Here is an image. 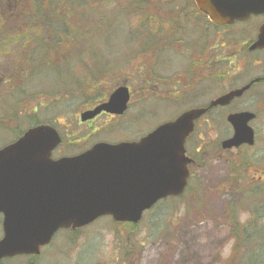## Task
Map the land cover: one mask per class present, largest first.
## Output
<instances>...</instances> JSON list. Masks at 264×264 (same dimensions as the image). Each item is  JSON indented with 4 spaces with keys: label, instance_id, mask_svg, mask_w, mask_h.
I'll use <instances>...</instances> for the list:
<instances>
[{
    "label": "rangeland",
    "instance_id": "obj_1",
    "mask_svg": "<svg viewBox=\"0 0 264 264\" xmlns=\"http://www.w3.org/2000/svg\"><path fill=\"white\" fill-rule=\"evenodd\" d=\"M0 1H3L6 13L12 7H16L13 16L6 15L5 19L0 18V75L3 82H10L7 91L4 90L0 95V148L15 141L16 137L14 136L18 132L21 134L20 132L31 128L34 122H51L66 140L65 145L59 149L60 153L56 155V158L65 154L71 156L89 149L97 142L137 141L158 125L174 120L187 110L204 106V103H196L195 100L187 96L179 99L176 103L170 102L173 99H168L170 101L160 99V97L155 99L156 94L162 95L165 91L160 84L157 89H153V100L148 102L151 94L147 91V87L142 83H136L135 86L130 87L134 98L130 112L126 116L119 120L103 117L92 127L82 125L80 122L82 113L92 110L96 104L106 101L120 82L124 81L129 84L127 74L134 69H139L138 64L145 57L139 47L143 48L144 43L135 39L133 41L132 37L134 36L130 31L131 24L134 25L137 22V19L133 17L140 15L134 13L130 2L126 3L125 0H105L102 5L99 3L100 0H86L89 5L84 0H79L83 1L85 6H89L92 11L95 10L94 14H87V24L99 20L103 23L107 22L108 33L101 30L99 36H92L93 33L84 35L78 32L74 42H71L72 47L67 50L61 48L60 38L64 35L59 31L60 26L55 24L58 30L57 34H53L50 30L53 25L51 27L48 25L50 21L46 19V15L51 18L55 16L54 12L43 14V18H39L36 22L37 6L33 8L36 2L27 0ZM173 1L176 2V0ZM173 1L171 6L174 5ZM186 2L187 0L176 2L181 4L180 11L185 14L187 12L185 11ZM94 6L96 7L94 8ZM65 7L66 4L59 7L56 13L60 12L61 15ZM102 10H104L107 19L99 17ZM98 12L100 15L97 14ZM6 19L13 23L8 24ZM261 22L262 20L256 22L253 27L248 25L231 28L233 39L238 41L237 44H233L231 51L235 52L238 45L251 39L255 35L254 26ZM76 23H80L76 26V29H80L83 24L80 22V18L76 19ZM24 24H27L28 28L32 25L36 28L39 27L38 30L36 29L38 31L36 37H41V32L43 36L34 44L27 43L33 46V50L23 48V51H18L21 42L18 38L15 39V33L22 32ZM9 27L12 28L11 32ZM87 29L84 30V33L88 32ZM188 31L190 34L184 37V43L194 41L193 31L191 29ZM91 37L93 39H90ZM57 38L59 42L55 41ZM220 42L221 39L218 36L217 46ZM41 45L42 48L46 46L42 53H40ZM193 47L196 45L193 44ZM193 47L184 46L185 52L190 53ZM226 53L230 52L226 51ZM31 54H36L34 61L29 59ZM246 57L247 66L239 64L240 59L235 62L236 56L230 62L233 63L227 66V71L230 72L236 65H240L242 71L245 72L240 77L242 78L241 82L247 81L248 77L256 72L264 71L262 67L257 68L259 62L255 61V59H259L260 65H263V55H246ZM134 62L136 63L134 64ZM35 65L38 67V71L32 70ZM152 68L154 70L149 74L153 78L156 76L157 79L160 74L166 75L176 71L166 70L163 72L159 67ZM147 74L145 72L146 76ZM187 74V71H183V75ZM229 74H232L231 77H233L232 72ZM71 79L73 81L69 85ZM139 79L136 77V82ZM3 82L0 84V89L1 87L3 89L2 84H5ZM63 82L66 83L63 85ZM156 83L158 82L156 81ZM67 84L69 85L68 89L65 86ZM75 85L78 88H75ZM235 88L238 87L233 89ZM260 90L264 89L260 88ZM187 92L191 93V90L186 89L185 93ZM227 92L229 91H225V93ZM259 92L262 93L260 96H264L263 91ZM66 96H70L71 99H67ZM144 96L148 97L144 98ZM37 104L41 106L39 109L35 107ZM260 104L261 112L256 106L252 108L260 113L259 118L252 125L260 139L255 149L243 150L239 153L233 150L223 154L219 150L221 147L218 148V146L229 136L226 123L227 115L220 113V115L203 117L201 126L196 130L198 134H195L188 142V150L193 152L195 158L196 156L201 158L197 159L199 167L191 168L189 190L183 198L179 201L169 200L166 205L149 213L138 227L128 228L127 230H131L132 235L124 231L123 226L113 223L110 219L97 222L95 226L84 230L77 237L69 236L70 234L62 235L57 239L53 248L46 253L48 258H44V261H49L50 264H78L79 261L84 264H112L114 256H120V259L130 256L132 260L140 256L144 264H152L162 255L168 258L169 264H172L170 263L172 258L175 264H217L219 260L233 256L234 241L231 238L232 232L229 224L224 218L225 209L230 202L238 205L242 198L232 189H228L226 185L230 181L234 183V180L242 182L240 175L237 176L238 171L234 172L239 168L236 161L239 155L241 159L251 160L253 168L249 171L251 176L256 175L258 178H264V110H262L264 104ZM241 105L242 103H237L235 107H241ZM34 110L37 112L33 113ZM15 111H17V115H12ZM198 139L201 141L197 142ZM204 141L207 145L206 151H200L201 153L196 155V150L199 147L203 150L202 143ZM258 161L259 164H257ZM230 170L232 172L229 175ZM228 176L230 179H227ZM250 185L253 184L241 186ZM243 211L246 213L248 209L245 208ZM243 216H241L243 221L249 220ZM66 252H68L67 256L64 255ZM76 257L81 258L78 261ZM232 260L233 258L230 259V264H233Z\"/></svg>",
    "mask_w": 264,
    "mask_h": 264
},
{
    "label": "water",
    "instance_id": "obj_2",
    "mask_svg": "<svg viewBox=\"0 0 264 264\" xmlns=\"http://www.w3.org/2000/svg\"><path fill=\"white\" fill-rule=\"evenodd\" d=\"M212 22L231 25L264 15V0H195ZM264 48V25L252 50ZM249 86L211 105H228ZM129 102L127 88L117 89L108 103L83 115L91 120L103 111L121 115ZM207 110H192L167 123L139 143L98 144L74 158L51 159L61 140L55 130L40 126L0 151V211L11 221L0 258L35 254L60 229L82 228L104 216L137 224L159 201L182 195L188 184L185 143L194 122ZM253 115H233L234 137L224 149L254 144L248 126Z\"/></svg>",
    "mask_w": 264,
    "mask_h": 264
},
{
    "label": "flooded vegetation",
    "instance_id": "obj_3",
    "mask_svg": "<svg viewBox=\"0 0 264 264\" xmlns=\"http://www.w3.org/2000/svg\"><path fill=\"white\" fill-rule=\"evenodd\" d=\"M172 1L131 0L132 11L140 15L139 17H133L134 19H137V22H135L133 25L134 31L131 32V35L134 36L132 37L133 41L134 39L137 41V34L140 35L139 42H143L144 47L139 48L142 50V54L145 57L143 61L138 64L139 69H134L132 72H129L127 74V76L129 77V84H126L123 81L115 86V90L119 88H127L130 94V103L128 106V110L124 115L126 116L130 112L131 104H133L132 99L134 98L130 87L132 85L135 86L136 83H142L147 87V91H149L151 94L148 102L153 100V89H157V86L160 84V86L164 87L165 91L162 95L156 94L155 99H157V97H160V99H173L171 101L178 102L179 99L187 96L195 100L196 103L202 102L204 104H208L203 108H207L211 103L233 91L249 86V89L245 91L241 97H235L228 105L213 107L203 115H220V113H222L223 115H255V119L250 122V126L254 131L255 145L253 147L242 145L236 151H238L239 153L243 150L251 151L255 149L254 147L259 143L260 139L257 131L252 125L259 118L258 115H260V113L258 111L261 112V108H259V106L261 105L260 103L264 104V96H260L262 95V93L259 92H264V90H260V88L264 89V75H262L264 74V71L256 72L255 74L249 76L247 81L242 80L243 82H241L242 78L240 77H242L245 72L242 71L240 65H236V67L230 72L227 71V66L228 64L233 63L230 62L235 58V56L236 58L234 61L238 62V60L240 59L239 64H245V66H247L246 55L264 56V49L251 50V47L257 42L260 28L264 25V16L251 17L246 22H236L231 26H220L212 23L206 15L201 13L194 0H187L185 4V11H187L186 14L180 11L181 4H177L180 3V0H176L177 3L173 1V8L171 6ZM5 14V5L3 1H0V16H4ZM260 20H262V22L257 26H254L255 35L246 43L238 45V48L235 52L231 51V47L233 46V44H237L238 41L236 39H233V33L230 32V29L248 25H252L253 27V24H255L256 22H260ZM189 29L193 31L192 37L194 38V41H186L184 43V37L189 36L188 34H190L188 31ZM218 36H220L221 42L217 46L216 40ZM193 44H195L196 47H193ZM184 46H191L193 47V49L190 53H187L185 52ZM226 51L230 53L228 54L226 53ZM245 51L246 53H244ZM255 61L259 62V66H257V68L262 67V69H264V64L260 65L261 61L259 59H255ZM153 62L155 63L153 64ZM135 63L136 62H134V64ZM152 67H159L163 72L166 70L176 71L166 75L160 74L158 75L159 79H157L156 76L153 78L152 75L149 74L150 71L152 72L154 70V68ZM143 71L148 73L147 76ZM183 71H187L188 74L183 75ZM231 72L233 73V77H231L232 74H229ZM136 77L140 78L137 82ZM156 81L158 83H156ZM2 82L3 81L1 80L0 75V84ZM4 82L5 84H2L3 89L2 87L0 89V95L4 90L7 91L8 85L10 84V82L8 81ZM74 87L78 88L77 85H75ZM234 87L238 88L233 89ZM224 88L227 90H225ZM71 89L73 88L71 87ZM186 89L191 90V93H185ZM114 91L108 96L106 101L96 104L94 108L108 102L110 96L114 93ZM225 91L229 92L225 93ZM214 93L219 96L217 97L216 95H214L217 98L214 97ZM210 95L211 97H209ZM145 97L148 96H144V98ZM207 97L209 98L206 99ZM66 98L71 99L70 96H66ZM237 103H242L241 107H235ZM48 105L50 104L48 103ZM254 106L258 108V111L252 110ZM35 107H38V104ZM12 115H17V111H15V113H13ZM103 117L113 120L121 119L119 116L101 113L94 120L81 124L89 125L90 127H92L97 121H100L99 119ZM201 120L202 119L196 122V130L201 126ZM66 129L69 128L66 127ZM228 129L229 136L227 139H230L234 133L233 128L230 125H228ZM197 134L198 131H196V135ZM198 141L200 142L201 140L198 139L197 142ZM223 142L224 141L219 144L218 148L221 147V149L219 150L223 154L232 152V150L223 149ZM202 146L203 150H201V147H199L196 150V155H199L201 152L206 151L207 145L205 141L204 143H202ZM190 155L194 156L193 152L190 151ZM200 158L201 157L196 156V168L199 167L197 165V159ZM236 161L239 168L235 169L234 172L239 171L242 168V165L247 167L245 174L243 171L238 172L240 173V175L242 173V175L240 176V180L242 181L241 183L264 184L263 177L258 178L256 175H250L249 171L253 169L251 167L252 165L250 159H241L239 155ZM257 164H259V161L257 162ZM231 172L232 171L230 170L229 175L231 174ZM227 179H230V177L228 176ZM4 223L5 216L3 213H0V242L5 239ZM69 232L71 231L69 230L58 232L49 245L40 249V253L38 255L8 254V256L0 258V264H50L49 261H44V258H48V256H46V253L53 248L55 242L60 236ZM134 248L136 247L134 246ZM67 253L68 252L64 253V255L67 256ZM80 258L81 257H76L78 261ZM120 258V256H114L112 258V264H144L140 256L135 257L133 260L130 256H124L123 259ZM170 263L175 264L173 258L170 259ZM78 264H84V262L79 261ZM152 264H169V260L168 258L160 255Z\"/></svg>",
    "mask_w": 264,
    "mask_h": 264
},
{
    "label": "trees",
    "instance_id": "obj_4",
    "mask_svg": "<svg viewBox=\"0 0 264 264\" xmlns=\"http://www.w3.org/2000/svg\"><path fill=\"white\" fill-rule=\"evenodd\" d=\"M27 1L36 2V5L33 6V8L37 6V12L35 14L36 22L38 21L39 18H43V14L45 13L49 14L51 12L52 13L54 12L55 16L50 18L46 15V19L50 21V23H48L49 27H51L52 25L54 27V28L53 27L50 28L53 34H57L56 32L58 30V27H56L55 24L57 26H60L59 31L64 35L63 37L60 38L61 48L63 49L68 50L70 47H72L71 42H74L75 40L74 38L77 36L78 32L84 35L93 33L92 36H99V32L101 30L108 33L107 22L103 23L99 20L98 22L93 21L87 24L88 22L86 19L87 14L88 13L94 14L93 11L95 12V10L92 11V9L89 6H85L83 1L82 2L79 0L78 1L76 0H46L48 2H45L44 0H27ZM84 1L88 4L86 0ZM100 1L99 3L101 5L105 2V0H100ZM125 1L126 3L130 2L129 4L131 5V0H125ZM65 4H66L65 10L61 13V15H60V12L56 13V10H58L59 7L64 6ZM95 7L96 6H94V8ZM15 10H16V7H12L11 10H9L4 16H0V18L5 19L6 15L8 17L13 16L14 14L13 12H15ZM97 14L100 15L99 12ZM99 17L101 18L105 17V19H107V17L105 16L104 10L101 11V15ZM77 18H80V22H83L80 29H76V26L80 24V23H76ZM6 21H8V24L13 23L9 19H6ZM88 25H90V27H88ZM102 25H105L107 27H103ZM38 28L34 27L33 25L29 26L28 28L27 24H24V29L22 32L15 33V31H13V33H15L16 35L15 39L18 38L19 42H21V46L18 48V51H23V48L24 49L28 48L30 50H33V46L27 43L30 42L34 44L39 38H40L39 40H41V37L43 36L42 32H41V37L39 38L36 37L38 33L37 31ZM86 28H88L87 29L88 32L84 33V30ZM9 29H10L9 31L11 32L12 28L9 27ZM133 31H134V28H133V25L131 24L130 32H133ZM90 39H93V38L91 37ZM139 40H140V35L137 34V41ZM55 41L59 42V39L57 38ZM23 42H24V45H23ZM44 48H46V46L43 48H42V45L40 46V49H41L40 53L44 52ZM73 49H76V48H73ZM35 55L36 54H31L29 59L31 61H34ZM28 63L33 64L30 62ZM33 69L37 71L39 70L36 65L32 67V70ZM102 69H104V67H102ZM68 77L70 76L68 75ZM39 106L40 105L38 104V107ZM41 123H44V122L42 121L34 122L32 125L36 126V125H40ZM48 123H51V122H48ZM241 167L242 168L238 172L243 171L245 174L247 167H245L244 165H242ZM238 175H240V173H238ZM232 182L233 181H230V183L227 182L228 185H226V187L238 193V196L242 198L238 205H236L233 202H230L227 204L226 209H225L224 218L229 224L228 226L230 227L231 232H232L231 238L234 241V245H233L234 250L232 252L233 256H230V258H227L224 260H219L217 264H230L229 261L231 258H233L231 262L233 264H264V186H261L263 184L257 183V184H253L247 187H243L241 185H243L244 183L238 182L237 180H234V183ZM164 205H166L165 202L157 205L154 210L159 209ZM245 208L248 209V212L246 213H244L243 211ZM242 215L246 216L247 219L249 220L246 222L245 221L242 222L241 221ZM128 228H133V227L126 226V225L124 227V231H127L128 234H131L130 230H127Z\"/></svg>",
    "mask_w": 264,
    "mask_h": 264
}]
</instances>
